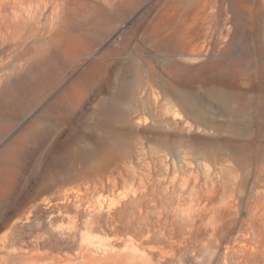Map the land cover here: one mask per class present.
I'll use <instances>...</instances> for the list:
<instances>
[{
    "label": "rangeland",
    "instance_id": "374dc122",
    "mask_svg": "<svg viewBox=\"0 0 264 264\" xmlns=\"http://www.w3.org/2000/svg\"><path fill=\"white\" fill-rule=\"evenodd\" d=\"M216 1L0 0V264L263 258L264 2Z\"/></svg>",
    "mask_w": 264,
    "mask_h": 264
},
{
    "label": "bare ground",
    "instance_id": "6f19581e",
    "mask_svg": "<svg viewBox=\"0 0 264 264\" xmlns=\"http://www.w3.org/2000/svg\"><path fill=\"white\" fill-rule=\"evenodd\" d=\"M2 1V0H1ZM24 1V0H23ZM29 1V0H28ZM178 2H181V3H188L189 5L190 4H195V5H198V7L199 6H203L204 8H205V6L207 7V5L206 4H210L211 2H213L214 0H177ZM216 1V0H215ZM218 1V0H217ZM216 1V2H217ZM259 1H262V2H264V0H259ZM20 2V1H19ZM26 2H27V0H26ZM242 2H243V4H245V5H247V4H250V3H253V1L252 0H242ZM258 2V1H257ZM8 3V2H7ZM13 3V2H12ZM22 3V2H21ZM174 3H176V2H174ZM228 3V2H227ZM18 4V3H17ZM238 4V3H237ZM256 4V3H255ZM33 5V4H32ZM228 5V4H227ZM11 6V8L9 9V10H7V9H2V10H4V11H2V12H4V13H2V14H4L3 16V21L0 23V27H1V29H3V28H6L7 30H8V32H9V35L11 36V37H14L16 40H23L24 38H25V36H26V26L27 25H25L21 20H18V21H16V20H14V21H16V22H12V20L10 19V15H12V13L14 14L15 13V9H16V6L17 5H10ZM27 6V5H26ZM25 6V7H26ZM1 7V6H0ZM196 7V6H195ZM22 8V7H21ZM33 8V7H32ZM216 8V7H215ZM1 9V8H0ZM227 9V8H226ZM33 10V9H32ZM203 11H205V10H203ZM1 12V11H0ZM27 12H28V9H27ZM225 12H227V11H225ZM1 14V13H0ZM21 14H22V12H21ZM195 15V14H194ZM202 15V14H201ZM14 16V15H13ZM33 16H35V15H33ZM19 17V16H18ZM12 18V17H11ZM25 18V17H24ZM26 18H28V17H26ZM195 20H197V19H195ZM24 21V20H23ZM35 21V20H34ZM61 21V20H60ZM28 22H30V21H28ZM28 22H27V24H28ZM43 22V21H42ZM201 22V21H200ZM215 22V21H214ZM41 24V23H40ZM46 24H47V22H46ZM199 25V24H198ZM36 26H38V24L36 25ZM40 26V25H39ZM201 26H202V24H201ZM51 27V26H50ZM199 27V26H198ZM33 28V27H32ZM203 28V27H202ZM1 29H0V31H1ZM224 29V28H223ZM217 30V29H216ZM32 31V30H31ZM223 31V30H222ZM6 32V31H5ZM193 32V31H192ZM196 32V31H195ZM201 32V28H199V33ZM7 33V32H6ZM28 33V32H27ZM31 33V32H30ZM205 33V32H204ZM57 34V33H56ZM53 35V38H52V43H53V45H57V44H59L58 42H59V39L60 40H63L64 39V41L66 40V41H68L69 40V38H63V37H61V38H59V36L58 35ZM198 34V33H197ZM203 34V33H202ZM207 34V33H206ZM220 34V33H219ZM1 35V34H0ZM3 35V34H2ZM28 35V34H27ZM6 36V35H5ZM32 37V36H31ZM52 37V36H51ZM36 38V37H35ZM192 38V37H191ZM194 38V37H193ZM192 38V39H193ZM201 38V37H200ZM5 39V38H4ZM28 39V38H27ZM190 39V38H189ZM188 39V40H189ZM7 40V39H6ZM10 40V39H9ZM223 40V39H222ZM4 41V40H3ZM3 41H2V43H3ZM15 41V40H14ZM35 41V40H34ZM37 41V40H36ZM172 41V40H171ZM187 41V40H186ZM194 41V40H193ZM23 42H25V40L23 41ZM189 42V41H188ZM204 42V41H203ZM17 43V42H16ZM15 43V44H16ZM19 43V42H18ZM200 43V42H199ZM199 43H198V45H199ZM4 44V43H3ZM37 43H34V45H36ZM179 44V43H178ZM187 44V43H186ZM190 46V45H189ZM194 46V45H193ZM16 47V46H15ZM18 47V46H17ZM28 47H30V45L28 46ZM12 48H14V46L12 47ZM197 48V47H196ZM195 48V50H197ZM36 49V48H35ZM41 49V48H40ZM191 49V48H190ZM32 50V49H31ZM34 50V49H33ZM179 50V49H178ZM192 50H194V49H192ZM194 50V51H195ZM214 50V49H213ZM10 51H11V49H10ZM9 51V52H10ZM14 51V50H13ZM16 51V50H15ZM27 51V50H26ZM185 51V50H184ZM36 52H37V50H36ZM27 57V56H26ZM5 58V57H4ZM11 58V57H10ZM28 58V57H27ZM25 59V58H24ZM21 60H23V59H21ZM24 61V60H23ZM8 63V62H7ZM11 63V62H10ZM15 63V62H14ZM20 63V62H19ZM22 63V62H21ZM24 63V62H23ZM17 64V63H16ZM19 65V64H18ZM8 66V65H7ZM15 68H16V66L14 65L12 68H9V70L8 71H10V72H13L14 70H15ZM5 71H6V69H4ZM9 72V73H10ZM92 254V253H91ZM252 260H253V262L255 263V264H258V263H264V251H263V258L262 259H258V258H255V257H253L252 258ZM128 259H122L121 261H120V263L118 262L117 264H128Z\"/></svg>",
    "mask_w": 264,
    "mask_h": 264
}]
</instances>
